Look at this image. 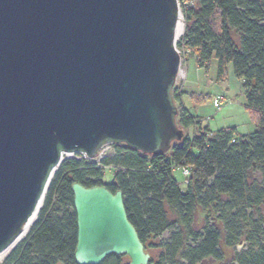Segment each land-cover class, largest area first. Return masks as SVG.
Here are the masks:
<instances>
[{
    "label": "water",
    "instance_id": "1",
    "mask_svg": "<svg viewBox=\"0 0 264 264\" xmlns=\"http://www.w3.org/2000/svg\"><path fill=\"white\" fill-rule=\"evenodd\" d=\"M177 0H0V251L42 203L63 153L166 152L184 132L171 90ZM77 264H150L120 190L71 184ZM39 212V211H38Z\"/></svg>",
    "mask_w": 264,
    "mask_h": 264
},
{
    "label": "trees",
    "instance_id": "2",
    "mask_svg": "<svg viewBox=\"0 0 264 264\" xmlns=\"http://www.w3.org/2000/svg\"><path fill=\"white\" fill-rule=\"evenodd\" d=\"M181 13L184 31L177 47L193 55L198 67L216 59L219 81L232 65L255 130L240 135L227 127L209 136L208 128L179 105L183 92L173 88L177 126H196L197 133L183 135L157 154L114 144L115 154L101 160L115 169L109 182L102 181V170L94 164L63 160L49 181L36 221L3 264H77L74 182L105 185L112 193L120 190L145 251L169 231L150 264H202L208 258L222 263L220 241L230 247L242 238L245 249L234 251L227 264H264V0H181ZM177 164L191 169L183 188L173 177ZM251 171L259 172L261 180L250 182ZM166 205L174 220L168 219ZM197 206L212 209L214 215L205 217L200 231L192 225ZM124 256L110 254L99 264H128Z\"/></svg>",
    "mask_w": 264,
    "mask_h": 264
},
{
    "label": "rangeland",
    "instance_id": "3",
    "mask_svg": "<svg viewBox=\"0 0 264 264\" xmlns=\"http://www.w3.org/2000/svg\"><path fill=\"white\" fill-rule=\"evenodd\" d=\"M179 8L180 17L178 25L180 27L179 33L176 34L175 38V48L180 55L181 62L176 80L172 87V89L178 88L179 92H183L181 98L182 103L179 105L184 107L189 115L197 119L201 126L208 128L209 136L216 133V131L220 130L221 128L227 127H234L237 133L240 135L250 134L255 130V125L252 123L249 112L244 105V92L241 85V80H239L234 75L232 65L229 64L227 67L224 80L219 81L217 79L216 59L213 58L207 65L198 67L193 55L187 54L182 48L177 47L176 42L182 36L184 31V22L181 13V0H179ZM216 96L223 98V102L218 108L214 107L213 105V98ZM182 129L184 136L192 137L197 133L196 126ZM113 148L115 149L114 144L105 145L102 149H100L101 154H108ZM74 156L75 157H72L71 153H63L61 155L62 158L60 163L63 160L71 157H79L80 154L74 153ZM94 165L102 170V181L109 182L115 169L111 166H104L101 164V162ZM58 166L56 167L55 171L57 170ZM173 177L179 186L183 188L185 185V178L182 176V174L179 171H174ZM248 179L250 182L254 180L260 181L261 174L257 171H251L249 172ZM226 198V196H222L223 200ZM165 209L168 219L174 220L176 218L174 211L167 205L165 206ZM261 211L264 212L263 206ZM205 217H207L209 220L214 217L212 209H203L202 207L197 206L192 223L194 230L200 231L202 229L205 222ZM168 236L169 231H166L160 239L151 241L153 246L146 249V252L149 253L151 258L157 260V257L161 251L158 247V243L160 240L167 239ZM246 245L247 244L243 238L240 242L230 247H227L225 241L221 240L219 243V248L223 254L224 262L220 263L208 258L202 264H227V258H231L232 254L236 250H244ZM6 257L0 260V264H3V261ZM123 260L124 262H129L128 256L125 255Z\"/></svg>",
    "mask_w": 264,
    "mask_h": 264
},
{
    "label": "built area",
    "instance_id": "4",
    "mask_svg": "<svg viewBox=\"0 0 264 264\" xmlns=\"http://www.w3.org/2000/svg\"><path fill=\"white\" fill-rule=\"evenodd\" d=\"M177 2H178V5H179V0H177ZM179 10H180V8H179ZM180 62H181V60H180ZM222 102H223V98L220 97V96H216V97L213 98V105L216 108H218L221 105ZM108 144L112 145V144H116V143H106V144L101 145L100 148L98 149L97 154H96L95 157H88L85 153L79 152L78 154H80V156L76 157V159L83 160L84 163H87V164L99 163V162H101V160L104 157H110V156L115 154V149L114 148L108 154H101L100 149H102L103 146L108 145ZM71 155H72V157H75L74 153H71ZM173 170L174 171H179L182 174V176L185 178L184 179V184L186 185L188 183V181H189V177H190V174H191V169L188 166H186V165L177 164V165L173 166Z\"/></svg>",
    "mask_w": 264,
    "mask_h": 264
},
{
    "label": "bare ground",
    "instance_id": "5",
    "mask_svg": "<svg viewBox=\"0 0 264 264\" xmlns=\"http://www.w3.org/2000/svg\"><path fill=\"white\" fill-rule=\"evenodd\" d=\"M179 27L180 26L177 24L176 34L179 33ZM40 207H41V203L37 206L35 212L27 220L22 233L9 246H7L5 249L0 251V260L6 257L17 246V244L20 243V241H22L26 237L30 228L37 219V215Z\"/></svg>",
    "mask_w": 264,
    "mask_h": 264
},
{
    "label": "crops",
    "instance_id": "6",
    "mask_svg": "<svg viewBox=\"0 0 264 264\" xmlns=\"http://www.w3.org/2000/svg\"><path fill=\"white\" fill-rule=\"evenodd\" d=\"M183 91V90H182Z\"/></svg>",
    "mask_w": 264,
    "mask_h": 264
}]
</instances>
